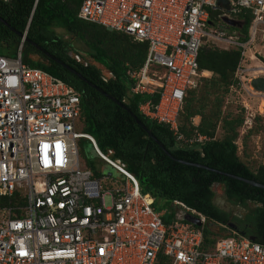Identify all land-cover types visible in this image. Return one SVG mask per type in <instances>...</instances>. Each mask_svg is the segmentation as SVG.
<instances>
[{"label":"built area","instance_id":"obj_1","mask_svg":"<svg viewBox=\"0 0 264 264\" xmlns=\"http://www.w3.org/2000/svg\"><path fill=\"white\" fill-rule=\"evenodd\" d=\"M218 1L84 0L78 14L148 44L143 67L128 71L131 92L159 96L140 112L167 127L180 147L210 140L199 133L188 139L179 123L188 94L204 76L198 57L205 46L241 53L228 92L241 95V134L257 117L252 101H260L264 115V92L251 84L264 79V62L253 53L264 39V0ZM243 14L252 16L246 39L242 28L225 22L244 23ZM24 43L16 57L0 56V264H264V245L238 234L204 250L202 229L186 217L202 225L206 218L177 201L174 219L165 223L168 211H157L121 161L80 130L83 94L24 63ZM81 141L122 180L106 182L101 168L95 176L82 164Z\"/></svg>","mask_w":264,"mask_h":264},{"label":"trees","instance_id":"obj_2","mask_svg":"<svg viewBox=\"0 0 264 264\" xmlns=\"http://www.w3.org/2000/svg\"><path fill=\"white\" fill-rule=\"evenodd\" d=\"M83 1L0 0V18L15 30L12 31L0 21V56H3L4 50L13 47L17 52L22 41L18 33L27 31L22 50L23 62L32 68L45 70L83 94L86 133L94 137L104 154L121 161L138 179L141 192L154 200L157 211H168L165 223L169 224L174 219L173 203L177 201L206 218V223L200 227L204 250L212 249L219 239L236 234L264 245V188L222 174L264 186V165L253 171L238 155L236 141L244 122V109L241 107L240 117L224 115L222 111L223 98L229 94L241 59L240 51L210 46L200 51V70L206 74L212 73V77L201 78L198 87L203 82L211 86L214 94H219L215 99L216 106L209 114L204 109H195V92L192 90L185 100L179 123L181 132L188 139L199 133L210 140L180 147L167 127L148 120L140 112L141 104L150 99L158 102L159 96L131 92L134 81L128 76V71L143 67L148 44L135 43L122 33L81 20L78 14ZM239 19L244 22L242 33L246 39L252 16L243 14ZM58 29L71 33L76 40L85 44L87 56L105 71L94 64H87L84 61L87 58L74 49L72 43L57 35ZM33 56H38L41 61L33 60ZM134 116L163 148L137 124ZM197 116L201 117V121L195 126L192 119ZM220 122L225 134L222 139H217ZM182 162L205 166L217 172ZM87 166L95 176L98 175L95 163L90 162ZM215 185L222 188L227 202L245 210L243 218L230 219L231 214L215 205ZM157 201L163 202V208ZM230 223H234L237 230L231 229Z\"/></svg>","mask_w":264,"mask_h":264},{"label":"rangeland","instance_id":"obj_3","mask_svg":"<svg viewBox=\"0 0 264 264\" xmlns=\"http://www.w3.org/2000/svg\"><path fill=\"white\" fill-rule=\"evenodd\" d=\"M56 33L58 36H60L62 39H64L67 42H70L74 45V49H76L80 54H82L87 59L84 60L87 64H94L97 67H100L103 71V67L99 64H95L90 58L87 56V47L85 44L80 42L79 40H76L75 37L62 29L56 30ZM76 52V51H75ZM253 53H256L262 62H264V39L259 40L258 43L253 48ZM3 56L7 57H16L17 52L14 50V48L7 49L3 51ZM74 55V54H73ZM35 61H41V58L38 56L31 57ZM83 61V60H82ZM106 73V72H105ZM204 78H211L212 73L205 74L203 76ZM195 92V101H194V107L195 109H201L209 114L210 111L213 109L214 106H216V97L219 95L218 93H213L214 90H211V86L209 84L204 85L202 84L194 90ZM209 92L210 95H206V93ZM206 101V102H205ZM208 102V103H207ZM207 103V104H206ZM259 100H254L251 102L250 106L253 109V113L257 115L256 119L253 123V128L246 132L245 134H241V128L239 129V138L236 141V144L238 146V155L240 159L247 164L253 171H256L260 165H264V115H259L258 107H259ZM206 104V105H205ZM264 106V101L262 103ZM222 111L225 113L224 115L231 114L233 116H241V95H230L227 94L223 98V106ZM243 115L244 111H243ZM193 123L199 124L201 121V117L197 116L192 119ZM80 130L82 133H86L87 130L85 128V119L83 117L82 125L80 126ZM224 130H223V123H219L217 127L216 132V138L222 139L224 137ZM82 142V143H81ZM79 144L80 149V159L81 163L85 164L87 166L88 163L92 162L96 165L98 164L101 168V172L99 174V179L107 178L106 182L108 180H122V176L114 170L112 167L103 164L95 155L92 146L86 142L81 141ZM214 191L217 193V196L223 198L224 192L222 188L219 185L214 186ZM225 198V197H224ZM106 205H110V198H105ZM157 204L163 208V202L157 201Z\"/></svg>","mask_w":264,"mask_h":264},{"label":"water","instance_id":"obj_4","mask_svg":"<svg viewBox=\"0 0 264 264\" xmlns=\"http://www.w3.org/2000/svg\"><path fill=\"white\" fill-rule=\"evenodd\" d=\"M224 3H225V0H219V1H218V4H219V5H224ZM226 7H227V6H226ZM0 21H1L5 26H7L8 28L12 29L11 26H10L5 20H3V19L0 18ZM225 22L228 23L229 25H232V26L237 27V28H240V29L242 28V25H243V23H241V22H238V21H230V20H227V19H225ZM12 31H15V30L12 29ZM18 35H19V37H21V39H23L24 42H26L27 37H26L25 34L18 33ZM39 49L42 50L41 48H39ZM62 65H64V64H62ZM67 68H68V67H67ZM68 69H70V68H68ZM70 70H71V69H70ZM71 72L74 73V74H76L80 79H83L82 76L79 75L78 73H76L74 70H71ZM83 80H84V79H83ZM84 81H85V80H84ZM251 84H252V86H253V88H254L255 90L260 91V92H264V79H255V80L252 81ZM134 118H135V120H136V122H137L138 125H140L144 130L148 131V130L146 129V127L142 124V122H141L140 120H138L135 116H134ZM148 134H149L150 137H152V138H153V139H154V140H155V141H156V142H157V143L163 148V146H162V145L156 140V138L153 137V135H152L149 131H148ZM182 163H183V164L190 165V166H195V167H198V168H202V169L210 170V171H215V170H212V169H210V168H208V167L201 166V165H197V164H189V163H187V162H182ZM215 172H217V171H215ZM222 174L225 175V176L231 177V178H233V179H236V180H239V181L245 182V183L250 184V185H252V186L259 187V188H264L263 185H261V184H259V183H256V182H254V181L247 180V179H243V178L236 177V176L229 175V174H224V173H222ZM218 197H219V196L216 195V198H215V200H214L215 205H217V204H216V199H217ZM225 200H226V198H225ZM226 202H227V200H226ZM227 203H228V205H227L225 208L220 207L219 205H217V206H218L220 209H222L223 211H225V212L231 214L230 219H233V217L243 218V216H244V214H245V210H244L243 208H241V207H235V206H233L232 204H230L229 202H227ZM186 220L189 221V222H191L192 224L196 225L197 227H202V223H201L200 219L197 218V217H194V216H192V215L189 214V215L186 217ZM229 227H230L231 229H233V230H237V226H236L234 223H230V224H229ZM252 241H254V239H252Z\"/></svg>","mask_w":264,"mask_h":264},{"label":"bare ground","instance_id":"obj_5","mask_svg":"<svg viewBox=\"0 0 264 264\" xmlns=\"http://www.w3.org/2000/svg\"><path fill=\"white\" fill-rule=\"evenodd\" d=\"M216 204L219 205V206H221V207H224V206H223L224 202L222 201L221 197H218V198L216 199Z\"/></svg>","mask_w":264,"mask_h":264},{"label":"flooded vegetation","instance_id":"obj_6","mask_svg":"<svg viewBox=\"0 0 264 264\" xmlns=\"http://www.w3.org/2000/svg\"><path fill=\"white\" fill-rule=\"evenodd\" d=\"M222 199V201L224 202V204H223V208H225L227 205H228V203L226 202V200H225V198L223 197V198H221ZM221 207V206H220Z\"/></svg>","mask_w":264,"mask_h":264},{"label":"crops","instance_id":"obj_7","mask_svg":"<svg viewBox=\"0 0 264 264\" xmlns=\"http://www.w3.org/2000/svg\"><path fill=\"white\" fill-rule=\"evenodd\" d=\"M13 48H14V47H13ZM251 55H252V54H251ZM207 73H208V72H207ZM205 74H206V73H205ZM205 74H204V75H205ZM96 167H98V169L100 168L98 164L96 165Z\"/></svg>","mask_w":264,"mask_h":264}]
</instances>
